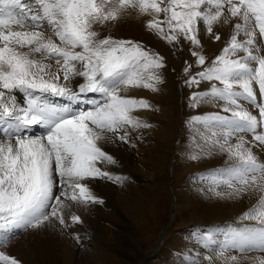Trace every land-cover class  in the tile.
I'll use <instances>...</instances> for the list:
<instances>
[{
  "label": "rangeland",
  "instance_id": "rangeland-1",
  "mask_svg": "<svg viewBox=\"0 0 264 264\" xmlns=\"http://www.w3.org/2000/svg\"><path fill=\"white\" fill-rule=\"evenodd\" d=\"M7 1L8 0H0L3 6L8 4ZM113 1H124L126 4H130L131 10H137V16L133 15L129 19L126 24V32H119L118 30H114L116 29L115 27H111V30H108L106 35L103 32L106 31L104 29L101 36L106 38L105 40L99 35H86L88 42L86 43L84 41L83 45H86V49L92 51L94 55H89L80 59L77 58L74 63L79 65L82 61L83 65L79 70H82L87 75L90 74L88 71H92L94 76L91 78L92 81L79 86L81 93H83L82 98L87 99L89 103L91 101L96 104H98L96 100H99V98H103L104 102L111 100V106H113V96H122L120 93H122L123 87H126L127 83H129L133 87L132 94H128V96L130 95L129 98L134 101V104L139 107L141 106V108L144 107L148 111L142 113L134 111L131 113V116L125 120V122H130L126 124L125 127L126 131L128 129V137L133 139V141H131L125 138V144L134 152L131 155L132 158H130V161L126 162V165H124V171L118 169V174L130 180H128L127 183L122 182L121 188L113 195H109L106 192L101 194V198L112 200L118 207V212L115 215L110 214L111 208H104L107 212L105 218L111 221L112 224L115 221L123 222L120 216H125V218L128 219V221L125 222L127 226L126 229L113 227L112 225L107 231L99 228V223H103V221L97 209L93 210L97 222L89 224L83 221V219H76V221L73 222L75 228L82 232L81 235L91 232L101 238L104 242L103 245H108L109 250H107V252L109 254H111L112 249L117 247L121 252H126L125 255H132L130 251L134 249V242L138 239L139 242H136V244H140L142 241L143 248H147L146 252L143 253L144 255L140 257L139 264H148L155 255L158 254L157 252H159L160 245L166 244L168 242V237H170L175 230L180 228L184 222L183 213L188 211L190 212L188 222H185V226L183 225L178 234L171 239L173 242V247H171L173 251L177 248L183 253V248L186 247L187 254L185 256L183 254V260L171 256L165 264H180V261L186 262V264H199L204 258L193 259L195 253L190 247L197 242L203 244L204 255L208 253L213 254L220 260V262H218L219 264H230V260L235 262L233 258L244 257L251 254L254 255L255 258H259L258 264H264V182L260 176L261 173H264V170L261 169V167H264V155H261L264 151V144H262L264 142H257L259 144L261 142L262 144H256L262 147V149H258V153L255 150L250 153L245 150L248 146L251 147V144L249 141L243 139L241 141L246 145V147L244 146V154H240L235 150L232 152L234 142H239L236 136H240L241 138L245 137L246 135H241V133L243 131L247 132V130L245 125L241 123V121L244 120L237 116L234 118L230 115L231 113H227L226 115L225 111L227 110L224 107L227 105L226 102L232 100L230 96H228L230 93L231 97H233L236 91L239 92L242 89L246 91L243 86L245 84L250 85L248 81H251L257 74L261 75L258 73L259 69L261 67L264 68V14L259 17V14L264 12V10L262 11V9H264V0H196L195 3H192V6H190L192 10L189 9L184 18L178 14L180 9L176 10V8L173 10L171 6L169 7L174 1L183 0ZM200 1H203L204 4L206 1V6L202 5L203 7L199 8L198 5ZM242 1L246 3L240 4ZM63 2L66 8L68 6L71 7V4L75 6L73 0H63ZM21 3L25 13H29L32 7L36 9L35 12L38 11V6L34 5L35 2L33 0H21ZM215 7L216 11L218 10V12L222 14L228 15L227 7H229L230 10L233 9L232 12L236 13L233 14L235 18L234 21H231L233 22V25L231 24L233 28L227 35L224 34V29H216L209 25L210 22H206L208 18L207 14H211L212 11L215 10ZM209 8L210 10H214L210 12ZM12 13H16L14 5H12ZM188 15H190L191 20L196 16V28H194L192 24L189 26L187 25L188 22L185 19L189 18ZM154 16L156 17L154 18ZM3 19V17H0V21H3ZM249 19L251 21L250 24L248 22ZM182 24L187 25L186 33H188L189 38L193 41L192 44L205 52V54L203 53L205 57L201 56L203 64L200 67L197 66L194 68L192 60L189 59L185 43L178 35L177 27L180 25L182 26ZM45 27L47 26H44V28ZM75 27L78 30L82 28L76 24ZM245 27L246 32L250 31V34L254 33L257 37L255 47L253 46L254 42L245 39L244 36L240 34L242 28ZM148 29L149 32L147 35L146 30ZM258 29H260L259 31L261 32L256 34ZM218 31L223 32V34ZM258 34H260L259 37L257 36ZM154 37L156 41L153 40ZM223 38V43H220ZM233 38L236 39L235 42L237 43L232 45V40L230 39ZM218 41L223 48L222 46L219 49L216 48L217 45L214 43ZM168 46L171 47V52L174 53L176 61L171 59L168 52L170 49L167 50ZM221 49L226 50L228 53L227 61L225 62L226 65L223 67L221 63L223 64L224 58L222 56L224 55L218 52ZM247 54H249V56L252 54L253 57L258 55L261 57V61L257 64V59L251 58L248 60ZM57 57L58 56L53 57L51 55L50 58L55 60ZM179 59L180 62L177 61ZM242 60L244 63H241L244 65L236 67L237 62ZM185 65H188L187 69L183 68ZM144 68L156 72V81L162 79L161 74H167L163 77V81L166 84L169 82H173L174 84L172 89H167V92L177 95L178 100L173 103L170 102L171 100L169 102L161 101L160 106L157 107L156 105L159 104H157L153 92L154 86L151 88V84L147 85L134 77L135 73ZM230 68L235 70L232 71ZM75 71L77 70L74 68V70H72L73 76H76ZM230 71L238 78V84L236 83L237 86L234 85L235 83H233V85L231 83V80H233L235 76L230 77ZM241 77L247 79L246 83L243 84L240 82V80L242 81ZM186 84L187 87L189 84L190 101L193 91L190 85L192 84L195 85V90L193 92L196 94V97H201L202 104L201 107L199 106L200 108L198 107L200 110L198 109L196 114L193 113L194 109L192 105H189L190 107L188 110H186V105H184L186 99L183 95V89ZM239 86L243 88L238 89ZM136 88L140 92L136 90ZM246 92H240V94H243L242 98L244 100L241 106L242 111L244 112L245 110L252 109L253 114H255V119H264V100H262L264 91L251 94L250 91ZM252 96H254V99ZM245 97H249L252 102L245 101ZM208 99L214 101V103L219 102V104H222L220 105L222 110L219 108L222 113L220 110L217 111L218 113H213L214 117L222 114L221 116L224 120L220 123L209 121L210 119L208 117H210L209 114L211 111L208 107ZM258 104H262L261 107ZM216 105L217 103L214 104L215 107ZM159 109L168 110L170 120L166 121L161 113L158 114L157 110ZM84 114L78 113V115ZM63 122H65L63 119L58 121L60 124ZM233 122L236 123L231 124ZM194 123L199 124L195 126ZM215 127L219 130L217 135L221 139V142L200 145L205 138L207 139L206 131L208 128L216 129ZM262 127L264 128V126ZM161 128L163 129V136H165V131L167 130L171 132L170 136L168 135L164 138L158 137L157 131ZM37 129L38 127L36 130ZM184 129L186 133L189 131L187 136L191 139L192 144L190 141L183 139L182 133ZM56 130L58 129H53L49 136L53 133V136L57 135L55 134ZM32 134L33 133H31V135ZM35 134H33V137H37L39 133L37 135ZM248 134L251 138H256V131H254L253 134L251 131H248ZM15 136L18 139H23L21 138L22 136L16 134ZM27 136L28 135H25L26 138L24 139L30 137V135ZM224 137H226V139ZM76 141L78 140L76 139ZM256 141L258 140L256 139ZM41 143L42 146H45L44 142ZM192 145H194V149L191 148ZM211 145L220 146L219 148L222 153L214 157L212 153L207 151V148ZM180 146H182V155L179 158L180 175L178 179H176L175 164ZM32 148L34 147L32 146ZM44 153L48 157L52 155V151L49 150L47 146ZM228 153L230 154L227 155ZM260 155L261 158L257 161V157ZM216 158L218 159L216 160ZM165 164H168V166L166 167ZM40 165L41 164H39V166ZM0 166V191L9 192V199H12L7 205L0 201V227L4 224L0 233L2 234L3 232L6 234L9 231L10 234V232L14 230L24 228L22 235L18 236L9 246L5 247L7 242L5 237L0 239V256L3 255L0 257V264H19L20 258L28 246L26 240L28 236V231L26 229L27 224L25 225L24 222L29 223L31 213L38 214L36 216L43 215V217H47L46 215L54 213V208L41 201L42 198L48 196V192L39 190V186L43 182H37L35 179L36 175L28 176V179H25L24 182L22 180H16L12 185H8V180H6L7 174L2 169L4 166ZM27 167L28 165L25 166L24 169L27 170ZM125 171H128V173ZM161 183H163L164 186L160 192L158 188ZM165 187L166 189L168 187L167 194L164 192ZM177 187H179L181 191V202L178 200ZM16 191L18 192L16 193ZM156 193L159 197L158 200L155 198ZM237 197L239 198L236 200ZM54 201H56V199ZM236 201L238 205H240L239 207L236 205ZM141 206L144 211L150 214L148 225H146L144 229V224L142 223L144 216H140L137 212L138 207ZM234 208L240 209L235 210ZM74 209L78 213L76 204ZM212 210L222 212V216L219 217L213 214ZM224 212L228 213L227 220L223 218ZM79 214L81 215L80 211ZM3 215L9 217L6 218L3 217ZM243 216L247 219L248 224L238 225L237 220L241 219ZM192 218L197 222L194 223ZM6 219L12 220L10 225H8ZM219 227L221 228V235L217 236L215 230ZM155 229L157 231L151 242L146 238L140 240L142 235L154 233ZM194 232H199V238L193 236ZM229 233L231 236H229ZM82 239L88 244L89 241L87 242L86 239ZM230 241H234L235 244H238V247L232 250L233 253L235 252L234 254H229V256H227L226 246ZM87 247L89 246L87 245L86 248ZM196 247L199 249V246ZM96 248H98V245H96ZM197 249L195 248V250ZM236 250L238 251L236 252ZM180 252L178 254H181ZM222 252L225 253L223 261ZM133 256L137 259L136 254L133 253ZM208 263L216 264L217 261H213L212 263L207 262L206 264Z\"/></svg>",
  "mask_w": 264,
  "mask_h": 264
},
{
  "label": "bare ground",
  "instance_id": "bare-ground-1",
  "mask_svg": "<svg viewBox=\"0 0 264 264\" xmlns=\"http://www.w3.org/2000/svg\"><path fill=\"white\" fill-rule=\"evenodd\" d=\"M33 1L35 2L34 5L38 6V11L35 12L36 9L32 7L29 13H25L21 0H8L6 6H3V3L0 2V17L4 18L3 21H0V165L4 166L2 169L7 174L6 180H8V185H12L16 180H22L24 182L25 179H28V176L36 175L35 179L37 182H43L39 186V190L48 192V196L42 198L41 201L54 208V213L46 215L47 217H43V215L36 216L38 214L31 213L29 223L24 222L25 225L27 224L26 229L28 231V236L26 237V240L28 246L21 256L19 264H139L140 257L144 255L143 253H145L147 249L143 248L142 241L140 244H136V242H139L138 239L134 242V249L130 251L132 255H125L126 252H121L117 247L112 249L111 254H109L107 252V250H109L108 245H103L104 242L101 238L91 232L81 235L82 232L78 231L73 223L76 219H83V221H86L89 224L97 222L93 212V210L97 209L100 218L103 221V223H99V228L107 231L111 225L122 229H126L127 227L125 222H127L128 219L125 218V216H120L123 222L115 221L112 224L111 221H108L105 218L107 212L104 208H111L110 214L115 215L118 212V207L112 202V200L101 198V194L106 192L109 195H113L121 188L122 182L127 183L128 180H130H127L123 175L118 174V169L123 170L124 165H126V162L130 161V158H132L131 155L134 152L127 144H125V138L130 139L128 137V129L127 131L125 129L126 124H129L130 122H125V120L130 117L131 113L134 111L142 113L148 110L144 107L141 108V106H137L134 104V101L129 98L130 95L128 96V94H132L133 89L129 83H127L126 87H123L122 93H120L122 96H113V106H111V100L104 102L103 98L96 100L98 104L91 101L89 103L87 99L82 98L83 93H81L79 86L92 81L91 78L94 76V73L88 71L90 74L87 75L82 70H79V68L82 67L83 62L81 61L78 65L77 63H74V61L77 58L80 59L89 55H94L92 51L86 49V45H83L84 41L86 43L88 42L86 35L94 34L95 36L99 35L102 37V31L105 29L106 31L103 32L107 35V32L108 30H111V27H115L116 29L114 30H118L119 32H126V24L133 15L137 16V10H131V5L126 4L124 1L119 2L113 0H73L75 6L71 4V7L68 6L67 8L65 7L66 5L63 4V0ZM195 1L196 0L174 1L168 5L169 7L171 6L173 10L176 8V10L180 9L178 14L184 18L187 11L190 9V6H192L191 4L195 3ZM243 3L246 2L242 1L240 4ZM205 4H207L206 1ZM205 4L203 1H200L199 5H197L199 8H202ZM12 5H14L16 9L15 14L12 13ZM214 9H212L214 10L212 11L209 8V11H212V13L207 14L208 18L206 22H210L209 25L216 29H224V34L227 35L233 28L231 27V24L233 25V22L231 21H234L235 18L233 17V14L236 13L232 12L233 9L230 10L229 7H227L228 15L218 12V10L216 11V7ZM190 10H192V8ZM263 10L264 9H262V11ZM262 14H264V12L260 13L259 17ZM188 16L189 18L185 19L188 22L187 25L189 26L192 24V26L196 28V16L193 17L192 20L190 15ZM155 17L156 16H154V18ZM248 22L249 24L251 23L250 19ZM75 24L82 28L78 30L75 27ZM187 25L182 24V26L180 25L177 27L178 35L185 43L189 59L192 60L194 68L197 66L200 67L203 64L201 56L205 57V52L202 51L201 48H196L195 45L192 44L193 41H191L188 33H186ZM44 26L47 27L44 28ZM245 30L246 27L242 28L240 34L243 35L245 39L254 42L253 46L255 47L257 37L254 33L253 35L252 33L250 34V31H248V33ZM250 30L252 31L251 28ZM259 30L260 29H258L256 34L261 32ZM148 32L149 29L146 30L147 35ZM218 32L223 34L221 31ZM257 36L259 37L260 34ZM102 38L104 40L106 39L104 37ZM155 39L156 38L154 37L153 40L156 41ZM223 40L224 38L220 43H223ZM230 40H232V45L237 43L235 42V38ZM220 43L219 41L214 43L217 45L216 48L219 49L222 46ZM167 50L171 59L176 61L174 53L171 52L170 46H168ZM218 52L224 55L222 56L224 58L223 64L221 63L223 67L226 65L225 62L227 61L228 53L224 49H221ZM51 55L53 57H58L53 60L50 58ZM247 55L248 60L251 58L257 59V64L261 61V57L258 55H255L254 57L252 54H250V56L249 54ZM177 61L180 62V59ZM241 62L244 63L243 60L238 61L236 67L244 65ZM74 68L77 70L75 71L76 76L72 75V70H74ZM235 69L231 70L233 71ZM232 71H230L229 76L235 77L231 80V83L232 85L235 83L234 85L237 86L238 78ZM258 73L261 75L263 73V75L261 76L256 72L257 75H254L255 77H253L251 81H248L250 85L245 84L243 86L247 92L250 91V94L264 91V68L261 67ZM155 75V71H149L144 68L135 73L134 77L147 85L151 84V88L154 86L153 92L157 104H159L156 105L157 107L160 106L161 101L169 102L171 100L170 102L172 103L177 101V95L167 92V89H172L174 85L173 82L166 84L163 81V77L167 74H161L162 79L157 81ZM246 80V78H242V81L240 80V82L244 84L246 83ZM190 87L193 88V91L195 90V85L192 84ZM243 87L239 86L238 89ZM136 90L138 89L136 88ZM193 91L190 101L189 84L188 87L186 84L183 89V95L186 99L184 105H186V110L189 109V105H192L194 109L193 113L196 114L201 107L202 100L201 97H196V94ZM246 91L243 89L239 92L236 91L235 94H233V97H231V93L229 95L227 94L232 100L230 99V102L227 100V105L224 106L227 110L225 111L226 115L227 113H231L230 115L234 118L237 116L244 120L240 121L242 125H245L247 132L243 131L241 135L246 136L243 138L236 136V138L239 139V142L235 141L234 148H232V152L235 150L240 154H244L246 147L241 140L245 139V141H249L251 147L248 146L245 151L250 153L253 152V150L258 153V149H262V147L256 145L259 144L257 142H264V128L262 127L264 126V119H255V114H253L252 109L245 110L244 112L242 111L241 106L243 105L244 100L242 98L243 94H240V92L243 93ZM252 98L254 99V96H252ZM262 100H264V97ZM211 101L212 100H209V106L207 105L211 111L209 114L210 117H208L210 119L209 121L220 123L224 120L221 116L222 114L220 116H215V118L213 113L220 110V105L222 104L215 102L218 105V107L217 105L215 107L214 101ZM245 101L252 102L249 97H245ZM261 105L259 106L261 107ZM157 111L158 114L161 113L163 115V118L166 119V121L170 120L168 110L159 109ZM78 113L85 114L78 115ZM60 119H63L65 122L61 124L58 123ZM234 123L236 122L231 124ZM194 124L196 126V124L198 125L199 123ZM37 127L38 129L36 130ZM51 128L58 129L55 133L57 135L53 136V133L49 136L53 131ZM23 129L25 130L22 131ZM216 129L208 128L206 131L207 139L205 138L200 145L205 143H220L221 139L217 135L219 130ZM248 131H251L252 134L256 131L255 140L251 138ZM31 133H36L35 135L39 133L40 136L38 134L37 137H33V134L31 135ZM170 133L169 130L165 131V136H170ZM187 133L184 129L182 137L191 143V139L187 136ZM15 134L22 136L21 138L23 139L16 138ZM25 135H30V137L24 139L26 138ZM157 136L160 138L165 137L163 136L162 128L157 131ZM224 138L226 139V137ZM76 139L78 141H76ZM256 139L258 141H256ZM130 140L133 141V139ZM41 142H44L45 146H42ZM32 146L34 148H32ZM46 146L52 151L50 157L44 153ZM193 146L194 145L191 146L192 149L195 148H193ZM219 147L220 146L218 145H211L207 148V151L212 153L215 157L219 153H222ZM181 150L182 146L179 147L176 157V179H178L180 175L179 158L182 155ZM263 152L261 155H264ZM229 154L230 153L227 155ZM261 155L257 157V161L260 160ZM217 159L218 158H216V160ZM39 164L41 165L39 166ZM27 165V170H25L24 168ZM165 165L166 167L168 166V164ZM261 169L264 170V167H261ZM128 171L125 172L128 173ZM260 176L264 182V173H261ZM163 186V183H161L158 191L161 192ZM177 188L178 200L181 202V191L179 187ZM17 192L18 191H16V193ZM164 192L166 194L168 193V187L167 189L166 187L164 188ZM9 195V192L0 191V201L7 205L9 201H12V199H9ZM159 196L163 197L162 195ZM157 197L158 195L156 193L155 198L158 200L159 197ZM238 198L239 197H237L236 200ZM55 199L56 201H54ZM75 204L77 205L78 213L74 209ZM236 205L238 207L240 206L237 201ZM234 209L238 210L240 208ZM79 211L81 215L79 214ZM137 212L140 216H144L142 219L144 229V227L148 225L147 223L149 222L148 218L150 214L144 211L142 206L138 207ZM189 213L190 212L188 211L183 213V224L180 228L175 230L170 237H168V242L166 244L160 245L159 252H157L158 254H156L148 264H165L171 256L183 260L184 256L187 254V248H183V253L177 248L173 251V248H171L173 247L171 239L178 234L184 223L188 222ZM212 213L219 217L222 216V212L220 211L212 210ZM3 217L8 218L9 216L3 215ZM223 218L227 220V212L223 213ZM6 221L8 222V225H10L12 220L6 219ZM192 221L194 223L197 222L194 218H192ZM237 224L247 225L248 221L245 216H243L241 219L237 220ZM2 226L0 227V230L2 229ZM23 230L24 228L14 230L10 232V234L9 231L6 234L3 232L2 234L0 233V239L3 237L6 238L7 242L5 247L11 245L18 236L22 235ZM156 231L157 230L155 229L154 233L152 232L142 235L140 240L146 238L151 242L155 237ZM193 234V236H196L197 238L200 236L199 232H194ZM215 234L217 236L221 235L220 227L215 230ZM229 236H231L230 233ZM82 238L86 239L87 242L89 241L88 244H86ZM87 245L89 247L86 248ZM96 245H98V248H96ZM196 246H199V249H197ZM190 247L195 253L193 259L204 258L205 261L202 260L199 264H206L207 262L212 263L213 261H217V263L220 262V260L213 254L208 253L204 255V248L201 242L194 243L193 246ZM237 247L238 244H235L234 241H230L226 246L227 256H229V254H234L235 252L233 253L232 250ZM195 248L197 250H195ZM237 251L238 250H236V252ZM179 252L181 254H178ZM133 253L137 255V259L133 256ZM221 254L223 261L225 253L222 252ZM254 258L255 256L251 254L244 257L233 258L235 259V262L230 260L229 263L258 264L259 258ZM180 264H186V262L180 261Z\"/></svg>",
  "mask_w": 264,
  "mask_h": 264
}]
</instances>
